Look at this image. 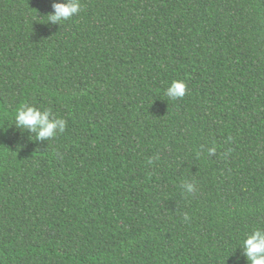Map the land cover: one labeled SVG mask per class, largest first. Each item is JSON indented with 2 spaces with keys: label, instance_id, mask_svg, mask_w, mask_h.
<instances>
[{
  "label": "trees",
  "instance_id": "1",
  "mask_svg": "<svg viewBox=\"0 0 264 264\" xmlns=\"http://www.w3.org/2000/svg\"><path fill=\"white\" fill-rule=\"evenodd\" d=\"M56 2L0 0V264H247L264 0H81L62 26ZM25 104L65 132L16 128Z\"/></svg>",
  "mask_w": 264,
  "mask_h": 264
},
{
  "label": "clouds",
  "instance_id": "2",
  "mask_svg": "<svg viewBox=\"0 0 264 264\" xmlns=\"http://www.w3.org/2000/svg\"><path fill=\"white\" fill-rule=\"evenodd\" d=\"M53 12L47 15L48 24L60 25L78 16L82 11L81 0H61L53 3ZM189 88L183 80H174L166 89V96L171 100L183 99L188 94ZM15 127L24 132L35 134L37 141H48L63 134L67 127V121L56 116L49 109H40L35 106L22 105L15 113ZM215 147L208 149L209 155H214ZM151 163V161H149ZM182 187L188 193L196 189L194 184L185 183ZM243 256L247 264H264V228H254L241 242Z\"/></svg>",
  "mask_w": 264,
  "mask_h": 264
}]
</instances>
